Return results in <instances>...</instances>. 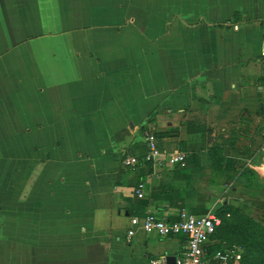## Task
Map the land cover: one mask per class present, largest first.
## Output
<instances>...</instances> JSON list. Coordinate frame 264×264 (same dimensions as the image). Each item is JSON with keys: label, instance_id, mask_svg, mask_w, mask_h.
<instances>
[{"label": "crops", "instance_id": "crops-1", "mask_svg": "<svg viewBox=\"0 0 264 264\" xmlns=\"http://www.w3.org/2000/svg\"><path fill=\"white\" fill-rule=\"evenodd\" d=\"M263 47L264 0H0V188L25 186L0 209V264L178 257L182 235L127 240L147 212L227 201L264 224ZM148 128L183 164L122 166Z\"/></svg>", "mask_w": 264, "mask_h": 264}, {"label": "built area", "instance_id": "built-area-1", "mask_svg": "<svg viewBox=\"0 0 264 264\" xmlns=\"http://www.w3.org/2000/svg\"><path fill=\"white\" fill-rule=\"evenodd\" d=\"M236 27V26H235ZM261 54L264 56V47ZM145 151L139 156L133 152L125 151L122 158V166L134 169L141 163L166 161L169 164H183L185 156L176 153L159 159L158 141L159 136L154 129L148 128L144 132ZM134 193L137 198L144 196V183L139 181ZM131 228L127 231L129 241L134 234V227L140 226L145 232L156 231L160 236L182 235L186 239L185 250L176 257L175 264H240L243 250L236 244L221 242V246L213 251H209L211 245L217 240H213L212 235L220 219L213 211L204 215H196L185 209L181 210L176 220L158 216L154 212H147L140 217L130 219ZM151 264H167L164 257L152 259Z\"/></svg>", "mask_w": 264, "mask_h": 264}, {"label": "trees", "instance_id": "trees-1", "mask_svg": "<svg viewBox=\"0 0 264 264\" xmlns=\"http://www.w3.org/2000/svg\"><path fill=\"white\" fill-rule=\"evenodd\" d=\"M246 121L248 122L247 119ZM189 126L191 127L192 124L190 123ZM199 127L201 128V126ZM166 134L167 132H159V136H165ZM235 134L234 132L232 137L229 138L230 144H233V139L236 138ZM208 156L213 171L221 170L224 163L222 146L212 144L208 149ZM236 173L239 172L236 171L230 174L229 177L233 176L234 178L237 176ZM215 214L219 217L220 223L216 226L212 238L217 242L211 245L209 251L219 248L221 242L224 241L242 248L243 253L240 264H264V224L254 220L239 207L231 205L227 201L216 208Z\"/></svg>", "mask_w": 264, "mask_h": 264}, {"label": "rangeland", "instance_id": "rangeland-1", "mask_svg": "<svg viewBox=\"0 0 264 264\" xmlns=\"http://www.w3.org/2000/svg\"><path fill=\"white\" fill-rule=\"evenodd\" d=\"M17 173V172H16ZM7 177V176H6ZM15 181L11 182L17 185H12L11 187L7 185H3L0 188V209L2 212H5V215L9 214V206L10 204L13 206L14 204H23L24 200V172L19 171L18 175L15 176ZM21 183V184H20ZM4 189V191H2ZM5 219L3 218V221Z\"/></svg>", "mask_w": 264, "mask_h": 264}, {"label": "water", "instance_id": "water-1", "mask_svg": "<svg viewBox=\"0 0 264 264\" xmlns=\"http://www.w3.org/2000/svg\"><path fill=\"white\" fill-rule=\"evenodd\" d=\"M176 257L171 255L166 257L167 264H175Z\"/></svg>", "mask_w": 264, "mask_h": 264}]
</instances>
